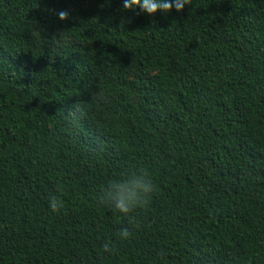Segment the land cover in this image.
I'll use <instances>...</instances> for the list:
<instances>
[{"label": "trees", "instance_id": "1", "mask_svg": "<svg viewBox=\"0 0 264 264\" xmlns=\"http://www.w3.org/2000/svg\"><path fill=\"white\" fill-rule=\"evenodd\" d=\"M135 163L122 242L93 198ZM0 264H264V0H0Z\"/></svg>", "mask_w": 264, "mask_h": 264}, {"label": "clouds", "instance_id": "2", "mask_svg": "<svg viewBox=\"0 0 264 264\" xmlns=\"http://www.w3.org/2000/svg\"><path fill=\"white\" fill-rule=\"evenodd\" d=\"M126 10H139L152 17L157 13L165 15L172 11L182 13L190 6V0H122ZM59 19H68V13L61 11ZM156 192V185L151 171L142 164L135 163L119 176L110 178L103 184L94 196L97 208H110L115 214L127 220L128 226L121 227L116 233L119 241L131 239L132 228L137 225L139 211L147 208ZM47 207L52 214L59 215L64 210V201L57 195H52L47 201ZM115 244L107 240L102 244V252L111 256Z\"/></svg>", "mask_w": 264, "mask_h": 264}, {"label": "rangeland", "instance_id": "3", "mask_svg": "<svg viewBox=\"0 0 264 264\" xmlns=\"http://www.w3.org/2000/svg\"><path fill=\"white\" fill-rule=\"evenodd\" d=\"M73 8H74V9H79V8L90 9V8H92V7H91V6H88V5H86V6L74 5ZM66 41H67V40H66L65 37H62V38H60V39L58 40V42H59L60 45L64 44ZM151 76H154V74H152ZM130 77H131L132 80L134 79L135 74H134L133 71H131ZM98 99H99L101 102L107 101L106 98H105L104 96H102V95L99 96Z\"/></svg>", "mask_w": 264, "mask_h": 264}]
</instances>
